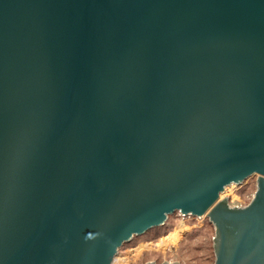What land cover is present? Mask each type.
I'll list each match as a JSON object with an SVG mask.
<instances>
[{
	"label": "water",
	"instance_id": "95a60500",
	"mask_svg": "<svg viewBox=\"0 0 264 264\" xmlns=\"http://www.w3.org/2000/svg\"><path fill=\"white\" fill-rule=\"evenodd\" d=\"M176 213L264 264V0H0V264H114Z\"/></svg>",
	"mask_w": 264,
	"mask_h": 264
},
{
	"label": "rangeland",
	"instance_id": "374dc122",
	"mask_svg": "<svg viewBox=\"0 0 264 264\" xmlns=\"http://www.w3.org/2000/svg\"><path fill=\"white\" fill-rule=\"evenodd\" d=\"M255 191L256 177L241 187H230L222 198H229L232 205L245 206ZM171 217L162 229H155L146 237H137L123 246L116 264H214V251H211L214 229L207 226L206 218L181 217L179 214ZM193 233L196 237L192 239L189 235Z\"/></svg>",
	"mask_w": 264,
	"mask_h": 264
},
{
	"label": "trees",
	"instance_id": "16d2710c",
	"mask_svg": "<svg viewBox=\"0 0 264 264\" xmlns=\"http://www.w3.org/2000/svg\"><path fill=\"white\" fill-rule=\"evenodd\" d=\"M176 214H178V213H176ZM171 218H172V217H169L168 220H170ZM205 221L207 222V226H208V227L214 229L213 226H212V225L210 224V222L208 221V219H205ZM167 222H168V221H167ZM166 224H167V223H166ZM160 228H161V227H160ZM155 229H156V228H155ZM155 229L149 231L148 233L154 231ZM148 233H146L145 235H143V237H146ZM189 236H190L192 239H193L194 237H196V236L194 235V233H193L192 235H189ZM189 236H188V237H189ZM141 237H142V236H141ZM190 237H189V238H190ZM213 237H214V234H213V236H212V238H211V246H212V247H211V251H212V252H213V241H212ZM136 238H137V237H135L134 239H136ZM138 238H139V237H138ZM134 239H133V240H134ZM213 254H214V253H213Z\"/></svg>",
	"mask_w": 264,
	"mask_h": 264
},
{
	"label": "bare ground",
	"instance_id": "6f19581e",
	"mask_svg": "<svg viewBox=\"0 0 264 264\" xmlns=\"http://www.w3.org/2000/svg\"><path fill=\"white\" fill-rule=\"evenodd\" d=\"M117 258H118V256H117ZM117 260V259H116ZM114 264H116V261H115V263Z\"/></svg>",
	"mask_w": 264,
	"mask_h": 264
},
{
	"label": "built area",
	"instance_id": "2783aa9c",
	"mask_svg": "<svg viewBox=\"0 0 264 264\" xmlns=\"http://www.w3.org/2000/svg\"><path fill=\"white\" fill-rule=\"evenodd\" d=\"M232 205V204H231ZM237 206H242V205H237Z\"/></svg>",
	"mask_w": 264,
	"mask_h": 264
}]
</instances>
